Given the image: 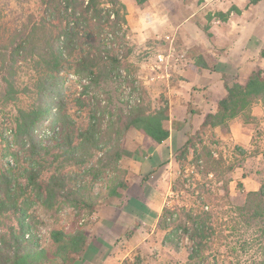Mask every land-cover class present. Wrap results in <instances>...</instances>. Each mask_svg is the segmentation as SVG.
Here are the masks:
<instances>
[{
	"label": "trees",
	"instance_id": "16d2710c",
	"mask_svg": "<svg viewBox=\"0 0 264 264\" xmlns=\"http://www.w3.org/2000/svg\"><path fill=\"white\" fill-rule=\"evenodd\" d=\"M134 1L138 5L146 2ZM257 1L249 0L250 3ZM38 5L37 12L26 23L12 30L0 28V73L7 70L13 76L15 66L30 60L37 74L35 102L27 108L17 109L12 130L13 144L17 148L11 149L10 143L6 147L17 166L0 172V264H46L52 261L32 231L29 209L34 203L39 202L47 208L63 203L91 209L102 198L121 195L119 189L126 187V170L120 163L132 154L122 142L128 128L137 129L157 143L169 137L165 127L169 117L167 101L152 106L143 99L135 105L128 104L126 110L118 107L111 113L106 126L103 125L105 110L89 112L83 126L67 113L65 73L84 79L85 83L81 85L86 91L103 88L121 75V68L130 71L128 58L133 49L126 40L125 3L121 0H38ZM231 9L239 12L235 7ZM217 15L224 16L225 13L218 12ZM260 56L264 58V47ZM2 79L12 93L11 81ZM226 90L217 110L206 114L202 128L227 126L255 102L264 104V69L253 70L244 84L227 83ZM10 97L13 99L14 94ZM90 98L99 103L92 96ZM75 101L86 105L82 97ZM43 119H51V128L59 124L51 136L52 145L44 146L35 134V128ZM198 136L189 135L177 151L175 158L179 163L187 160L190 150L193 152L190 163L196 166L216 163L202 139L195 140ZM72 166L78 167V171L64 172L66 167ZM100 177L101 182L106 183L104 194L95 192L92 186ZM191 177L195 179L194 175ZM195 182H192L196 186L191 195H196L199 204H204L210 190L206 191L203 184ZM220 197L228 204L224 213H238L236 216L229 214L235 225L242 222L251 227L250 241L244 240L243 245H256L257 264H264V187L248 191L245 201L238 205L231 203L227 190ZM204 205H183L178 212L164 205L157 221V226L164 232L165 244L177 246L174 240L177 230L186 233L192 242L188 259L197 260L199 264L206 258L205 250L213 243L215 234L216 215ZM173 215L176 217L172 218ZM235 225L233 229H236ZM50 239L57 244V250L65 252L64 261H68V254L80 255L86 244L81 229L70 233L53 229Z\"/></svg>",
	"mask_w": 264,
	"mask_h": 264
},
{
	"label": "rangeland",
	"instance_id": "374dc122",
	"mask_svg": "<svg viewBox=\"0 0 264 264\" xmlns=\"http://www.w3.org/2000/svg\"><path fill=\"white\" fill-rule=\"evenodd\" d=\"M121 1L125 3L128 13L126 40L133 49L128 58L130 71L121 68L119 69L121 75L103 88L94 87L86 91L81 85L85 83L84 79L79 80L69 73L64 75V100L67 113L80 126L87 122L89 112L105 110L103 125L106 126L111 113H114L118 107L126 110L128 104L135 105L143 99L149 101L152 106H158L165 101L168 104L167 85L182 78L179 76L178 66L182 65L185 54L181 51L182 47L176 44L177 33L166 26L168 21L164 13H160L159 18L152 21L150 16L152 14L143 11L145 3L138 5L134 0ZM162 1L150 2L151 8L164 9L165 4ZM38 6V0H0V28L12 30L26 23L32 14L37 12ZM34 68L33 62L29 60L15 66L13 76H10L7 70H2L0 73V172L17 166L14 156L6 151V147L10 143L11 149L17 148L13 144L12 134L17 109L27 108L36 100L37 74ZM1 75L13 84L12 93L9 92ZM12 94L14 98L10 99ZM90 96L99 100V103H94ZM78 97H82L86 105L77 103L75 100ZM106 105L107 108H104ZM253 107H256L255 111L252 110ZM50 121L51 119H43L35 128V134L44 146L53 144L51 136L54 134L53 131L57 130L56 126H59L56 123L55 128H51ZM191 128L194 137L199 134L195 140L201 138L217 161L208 166H196L190 163L193 157V152L190 150L187 160L179 163L175 154L184 142L176 148L171 157L166 156L162 159L154 170L156 171L154 177H157L158 172L163 171L164 168L171 171L167 194H159L155 191L154 185H138L139 173L136 170L139 158L143 154H148L145 150L151 144L148 136L130 127L125 131L122 142L132 154L126 156L120 163L126 170L124 177L126 187L119 189L121 193L119 197L102 198L91 209L63 203L47 208L39 202L34 203L29 209L33 223L32 231L52 259L46 264H70L78 256L66 254L68 261H64L65 252L57 250V244L50 239V232L59 229L70 233L81 229L85 233L87 243V232L90 225L96 221L97 209L101 203L107 201L114 203L115 206H118L117 203L120 201L118 207L123 211L125 222L140 227L145 222L144 228L149 229L148 232L151 230L145 241L132 250H128L123 242H115L116 245L119 244L122 252L129 251L121 264H199L197 260L188 259V250L192 242L182 229H178L175 233L174 240L177 246L163 243L164 232L157 226L158 219L155 221L157 207L162 203L177 212L183 205L196 207L204 204L214 211L216 215L214 241L206 248V258L201 264H257L259 254L256 245H243L244 240L250 241L251 227H247L242 222L235 225L229 214L236 216L238 213H224L228 204L220 196L227 190L231 203L238 205L245 201L248 191L264 187V104L255 102L248 111L231 120L227 126L216 128L199 126L196 129L191 126ZM191 134L189 133L188 136ZM132 151L135 152L134 155ZM77 171L76 166L66 167L64 170L66 173ZM191 175H194L195 179ZM101 180L100 177L92 183V186L95 192L100 191L104 194L106 183ZM194 181L203 184L206 191L210 190L211 194L204 204H199L196 195H191L193 187L196 186L192 183ZM207 206L204 205V208ZM175 217L173 215L172 218ZM233 225L236 229H233ZM238 227L241 229L238 230ZM125 232L128 234V230Z\"/></svg>",
	"mask_w": 264,
	"mask_h": 264
},
{
	"label": "crops",
	"instance_id": "0c3cea01",
	"mask_svg": "<svg viewBox=\"0 0 264 264\" xmlns=\"http://www.w3.org/2000/svg\"><path fill=\"white\" fill-rule=\"evenodd\" d=\"M158 1L162 0H146L143 11L152 14V21L164 13L166 26L177 33L176 44L182 47L185 58L178 66L181 80L172 81L166 88L169 117L165 127L169 137L157 143L148 136V154L139 158L136 171L139 186L154 185L159 194H167L172 173L164 168L157 171V178L155 168L186 141L192 133L191 126L198 128L207 113L217 110L219 100L227 93V83L244 84L253 70L264 68V58L260 56L264 47V0H163L165 8H159L163 11L151 8L150 2ZM126 17L128 21V13ZM117 204L120 206V201ZM164 205L157 207L155 221ZM118 206L108 201L99 205L85 248L70 264H121L128 250L145 241L151 231L144 228L146 223L140 227L125 222ZM116 241L123 242L128 250L122 252Z\"/></svg>",
	"mask_w": 264,
	"mask_h": 264
}]
</instances>
